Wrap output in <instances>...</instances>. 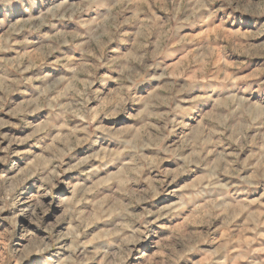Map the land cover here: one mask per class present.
<instances>
[{
  "label": "rangeland",
  "instance_id": "1",
  "mask_svg": "<svg viewBox=\"0 0 264 264\" xmlns=\"http://www.w3.org/2000/svg\"><path fill=\"white\" fill-rule=\"evenodd\" d=\"M0 264H264V0H0Z\"/></svg>",
  "mask_w": 264,
  "mask_h": 264
}]
</instances>
